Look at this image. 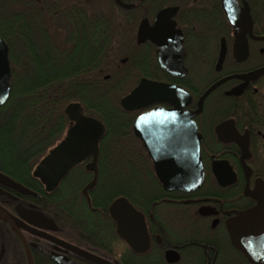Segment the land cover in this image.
Segmentation results:
<instances>
[{
    "label": "flooded vegetation",
    "instance_id": "af4514ba",
    "mask_svg": "<svg viewBox=\"0 0 264 264\" xmlns=\"http://www.w3.org/2000/svg\"><path fill=\"white\" fill-rule=\"evenodd\" d=\"M128 1L115 0L123 12L135 14L134 26L122 12L116 18L119 66L132 64L135 71L149 73L136 87L147 79L190 95L180 105L193 114L202 136L204 182L192 193L166 192L135 135L136 120L156 108H174L166 103L134 111L132 129L140 145L129 148L134 155L130 171L120 168L119 196L99 185V162L96 184L84 193L95 176L87 168L91 160L74 168L53 192L43 186L32 191L35 196L25 195L8 181L28 189L11 173V151L3 149L0 207L21 225L16 231L0 218V249L4 253L8 244L5 236H14L23 250L21 260L6 264H30V256L32 264H98L80 252L107 264H254L234 244L228 225L246 218L248 227L253 222L264 226V74L246 78L264 69V0H230L244 25L240 32L230 23L223 0ZM166 10L167 18L157 23ZM250 20L252 30L246 32ZM144 21L149 36L140 41ZM218 83L200 107L203 95ZM14 167L19 172L24 164ZM76 177L82 180L77 186L71 184ZM152 185L161 193H151ZM121 199L133 210L122 202L120 218H114L111 207ZM62 200L66 210H61ZM258 264H264V255Z\"/></svg>",
    "mask_w": 264,
    "mask_h": 264
},
{
    "label": "trees",
    "instance_id": "16d2710c",
    "mask_svg": "<svg viewBox=\"0 0 264 264\" xmlns=\"http://www.w3.org/2000/svg\"><path fill=\"white\" fill-rule=\"evenodd\" d=\"M120 12L134 26V12H123L115 0H0V37L9 47L12 70L10 96L0 107V151H11V173L31 191L43 189L32 172L65 137L71 125L68 105L79 103L106 127L99 185L121 195L120 168L130 171L134 155L129 148L140 143L132 129L136 112H126L120 102L149 73L135 71L132 64L119 66ZM16 163L24 164L19 172ZM151 188L161 193L158 185ZM124 194L133 202L129 192ZM67 208L62 200L61 210ZM3 240L8 244L4 253L0 249V264L21 260L18 239Z\"/></svg>",
    "mask_w": 264,
    "mask_h": 264
},
{
    "label": "water",
    "instance_id": "95a60500",
    "mask_svg": "<svg viewBox=\"0 0 264 264\" xmlns=\"http://www.w3.org/2000/svg\"><path fill=\"white\" fill-rule=\"evenodd\" d=\"M116 2L119 3V0H116ZM223 8L236 31H242L244 25L235 14L230 0H223ZM168 13L169 10L161 12L158 15L157 23L167 18ZM251 30L250 20V24L246 25L245 31L251 32ZM144 36H149L147 21H144L141 25L140 41H143ZM224 56L225 48L222 51L221 58L223 59ZM262 74H264V69L250 74L246 78L255 79ZM11 78L12 70L8 46L0 37V107H3L9 99ZM217 85L219 83L206 91L199 102L200 107ZM181 100H191L190 95L183 89L143 79L135 89L122 98L120 103L126 112L139 111L157 102L174 107L171 110L156 108L144 113L136 120L134 132L144 143L163 189L166 192L192 193L197 191L204 182V168L200 155L202 136L198 133L196 125L192 121L193 114L183 111L185 105H180ZM65 114L71 123L65 137L40 161L33 176L40 180L47 193H51L74 168L91 160L87 168L94 171L95 176L84 191V193H87L88 189L95 186L98 178L100 144L105 137L106 127L98 117L85 113L79 103L68 105ZM177 123H181L182 126L174 129L173 126ZM8 181L11 186L25 195L35 196L32 191L15 184L11 180ZM122 202L132 212L133 209L130 204L121 199L111 207L110 212L114 218H120L117 210L118 205ZM258 217L263 218L261 215ZM0 218L9 223L16 231H19L21 224L1 207ZM247 224H249L247 219L242 218L237 222H231L228 226L234 244L254 264H258L264 255V226L253 222L251 223L252 226L248 227ZM28 230L32 231L31 229ZM80 254L98 264H107L85 253L80 252ZM30 264H32L31 256Z\"/></svg>",
    "mask_w": 264,
    "mask_h": 264
},
{
    "label": "rangeland",
    "instance_id": "374dc122",
    "mask_svg": "<svg viewBox=\"0 0 264 264\" xmlns=\"http://www.w3.org/2000/svg\"><path fill=\"white\" fill-rule=\"evenodd\" d=\"M82 182V180H80V179H78L77 180V177L76 178H74L73 180H71V184H74V185H78V184H80Z\"/></svg>",
    "mask_w": 264,
    "mask_h": 264
}]
</instances>
